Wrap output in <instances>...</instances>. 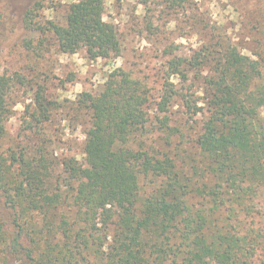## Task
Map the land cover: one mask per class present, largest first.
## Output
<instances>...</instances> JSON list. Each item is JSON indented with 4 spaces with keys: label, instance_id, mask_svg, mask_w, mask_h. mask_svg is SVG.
I'll use <instances>...</instances> for the list:
<instances>
[{
    "label": "trees",
    "instance_id": "obj_1",
    "mask_svg": "<svg viewBox=\"0 0 264 264\" xmlns=\"http://www.w3.org/2000/svg\"><path fill=\"white\" fill-rule=\"evenodd\" d=\"M106 1L73 0L62 21L49 23L62 54L84 48L92 60L123 55L119 28L104 19ZM155 1L163 17L185 11L195 0L139 3L151 11L148 4ZM33 14L32 8L25 13V28ZM177 48L166 49L172 57L162 68L154 118L147 84L118 68L99 92L83 91L73 103L88 119L81 159L54 164L41 146L0 155V264H253L263 231L251 227L243 234L238 220L225 224L220 212L228 207L227 220L236 211L249 212L247 197L264 187L262 63L221 38L202 42L189 56L175 54ZM204 69L205 113L172 80L199 78ZM13 81L0 72V142L13 111L8 99ZM176 99L189 117L204 113L196 140L204 169H190L206 182L180 169L167 150L135 146L150 124L169 134L178 131L169 115ZM33 104L23 116L28 131L50 121L61 105L42 90ZM142 177L160 185L142 194ZM252 231L257 240L249 244Z\"/></svg>",
    "mask_w": 264,
    "mask_h": 264
},
{
    "label": "rangeland",
    "instance_id": "obj_2",
    "mask_svg": "<svg viewBox=\"0 0 264 264\" xmlns=\"http://www.w3.org/2000/svg\"><path fill=\"white\" fill-rule=\"evenodd\" d=\"M72 1L0 0V72L14 79L8 98L13 111L6 122L7 135L0 142V155L8 156L9 149L36 151L41 146L54 164L67 157L81 159L88 119L74 109L73 103L83 91L99 92L109 74L118 68L147 84L150 114L154 118L155 101L164 82L162 68L172 57L166 49L171 45L178 46L175 54L189 56L202 42L221 38L236 45L243 55L260 61L264 74V0H195L185 11L163 17H159L163 6L158 1L148 4L149 11L139 0H107L104 19L119 28L124 50L121 57L96 60L90 59L84 48H79L75 54H62L56 38L47 29L51 21H62L60 17L67 13ZM29 8L34 11L33 20L30 27L25 28L23 21ZM208 74L204 69L199 78L193 74L188 81L172 78L177 88L183 87L191 98L200 101L204 113L209 91L203 78ZM38 90L61 105L52 110L50 121L28 131L23 116L28 104L34 107L33 99ZM203 114L189 117L182 101L176 99L169 115L171 126L178 131L169 134L150 124L136 136L135 146L149 151L167 150L180 169L193 175L190 169L193 165L199 171L204 169L196 144ZM261 117L264 118V112ZM57 172H60L59 167ZM194 178L198 183L206 182L201 174H194ZM159 185L160 180L152 177L140 179L142 194L152 193ZM199 201V197L193 200L194 203ZM246 202L249 212L236 211L237 216L229 220L228 207L223 208L220 215L224 223L238 220L241 233L245 234L252 227L264 234V187L251 192ZM255 233L250 232L249 244L250 240H257ZM261 240L262 246L251 259L253 264H264V238L260 237Z\"/></svg>",
    "mask_w": 264,
    "mask_h": 264
}]
</instances>
